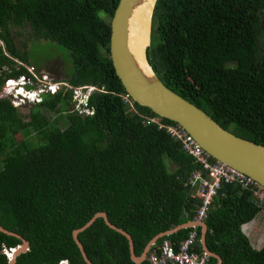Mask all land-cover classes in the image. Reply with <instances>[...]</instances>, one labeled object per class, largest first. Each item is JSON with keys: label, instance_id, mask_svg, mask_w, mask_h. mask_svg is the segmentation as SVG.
Wrapping results in <instances>:
<instances>
[{"label": "trees", "instance_id": "1", "mask_svg": "<svg viewBox=\"0 0 264 264\" xmlns=\"http://www.w3.org/2000/svg\"><path fill=\"white\" fill-rule=\"evenodd\" d=\"M118 1L0 0V93L7 79L31 77L30 38L69 52L72 71L55 82L94 86L91 114L73 109L72 89L64 85L28 103L26 116L0 96V224L30 245L15 264H88L72 232L97 212L131 235L136 255L157 233L195 217L199 199L189 177L202 167L169 133L178 124L122 99L127 93L109 52ZM145 57L168 88L264 145V0H157ZM259 210L237 184L219 189L204 221L206 245L222 264H264V246L253 248L241 230ZM194 229L202 253L199 226L160 237L149 253L164 239L177 247ZM78 239L93 264H148L131 259L126 236L102 217ZM20 243L0 231V264H8L2 249Z\"/></svg>", "mask_w": 264, "mask_h": 264}, {"label": "water", "instance_id": "2", "mask_svg": "<svg viewBox=\"0 0 264 264\" xmlns=\"http://www.w3.org/2000/svg\"><path fill=\"white\" fill-rule=\"evenodd\" d=\"M156 1L119 0L113 16L110 19V58L115 74L120 80L125 92L137 104L147 107L158 116L174 121L183 127L212 158L237 169L264 186V145L232 133L216 122L204 110L168 88L152 71L145 57V49L144 58L148 71L140 66L138 57L131 51L129 28L132 15L139 7L150 6V34L151 17ZM98 217H102L109 227L126 236L129 241L131 259L135 263H140L146 258L150 246L158 238L170 235L184 228L201 226V241L204 250L208 255L215 257L218 260V264H222L221 257L206 247L207 226L203 220L194 219L186 221L156 234L147 243L142 254L137 256L134 253L131 235L112 224L105 212L95 213L83 226L72 232L82 257L88 264H93V262L87 257L78 239V233L91 225ZM0 231L21 239L20 244L12 247L9 256L2 250L8 257V264H15L16 257L30 248L29 242L21 235L5 229L1 224ZM58 264H67V261L64 260Z\"/></svg>", "mask_w": 264, "mask_h": 264}, {"label": "built area", "instance_id": "3", "mask_svg": "<svg viewBox=\"0 0 264 264\" xmlns=\"http://www.w3.org/2000/svg\"><path fill=\"white\" fill-rule=\"evenodd\" d=\"M0 48L4 51L1 39ZM26 68L31 77L20 76L19 78L7 79L0 96L11 95L10 98L15 106H20L22 103H38L41 101L42 93L48 91L55 92L61 85H64L72 89L73 99L76 101L73 109L78 111V113L84 114H91L93 112L87 106L88 94L86 93H90L94 89V86L80 85L73 87L68 85V83L55 82L54 80H52L53 82H46L48 74L39 77L42 73H37L33 68ZM16 84L22 85V87H17V89L14 87L12 91L18 92V90H22L24 93H19L20 96H16V94H11L8 90H5V87L15 86ZM27 85H30L31 88L26 87ZM122 99L129 104L132 103V99L128 94L122 95ZM150 121L155 120L150 118ZM162 126L163 124H159V127ZM167 129L172 136L181 141L182 148L194 156L196 162L202 167V170L194 171L189 177V183L195 189V192L191 193V196L199 199L194 217L195 220H203L206 217L215 196L225 183L237 184L242 189L249 191L252 203L258 208L264 209V186L237 169L214 158L212 159L194 137L180 125L178 127L169 126ZM197 237L198 233L194 229L178 242L177 247L169 239H164L159 246V251H153L147 256L148 264H210L208 256L198 253L194 248ZM11 249L4 248L3 250L9 256Z\"/></svg>", "mask_w": 264, "mask_h": 264}, {"label": "rangeland", "instance_id": "4", "mask_svg": "<svg viewBox=\"0 0 264 264\" xmlns=\"http://www.w3.org/2000/svg\"><path fill=\"white\" fill-rule=\"evenodd\" d=\"M108 19V18H107ZM22 33L25 35L27 33L28 35L30 32L28 29H23ZM17 40H19V49L23 50L22 47V36H18ZM148 45V44H147ZM27 53L29 60L31 62V65H26V67L29 68H35L37 70H44L47 74L42 73L41 76L47 75L46 82H53L52 80H58L65 76L66 74H70L72 71V63H71V57L69 52L62 47L60 44L47 41V40H41V39H32L30 38V41H28L27 46ZM33 68V69H34ZM42 71V72H44ZM18 83V82H17ZM14 87L17 89V87H22V85L16 84L15 86L5 87V90H8L11 94H16V96H20L19 93H24L22 90H18V92H15ZM7 97H11V95H8ZM21 105H23L21 107ZM19 106V110L22 112L24 116L28 114V103H22ZM67 123V121L64 123ZM195 192V189L191 193Z\"/></svg>", "mask_w": 264, "mask_h": 264}, {"label": "bare ground", "instance_id": "5", "mask_svg": "<svg viewBox=\"0 0 264 264\" xmlns=\"http://www.w3.org/2000/svg\"><path fill=\"white\" fill-rule=\"evenodd\" d=\"M149 18L150 6L139 7L132 15L129 28L131 51L138 57L140 66L146 71H148V67L145 63L144 49L149 40ZM86 94L89 96L90 93Z\"/></svg>", "mask_w": 264, "mask_h": 264}, {"label": "crops", "instance_id": "6", "mask_svg": "<svg viewBox=\"0 0 264 264\" xmlns=\"http://www.w3.org/2000/svg\"><path fill=\"white\" fill-rule=\"evenodd\" d=\"M41 73H46V72H42V71H40ZM47 74V73H46ZM170 167L172 168V166L170 165ZM194 220V219H193ZM203 221H204V219H203ZM205 222V221H204ZM207 226V225H206ZM196 227V226H195ZM200 228H201V226H199ZM207 230H208V228H207ZM241 230H242V232L248 237V239H249V241H250V244L252 245V247L253 248H255V249H260V248H262L263 246H264V209H260L258 212H257V214L254 216V218L252 219V220H250L249 222H246V223H244V224H242L241 225ZM163 232V231H162ZM160 233V232H159ZM207 233V232H206ZM79 234V233H78ZM158 234V233H157ZM202 235V228H201V230H200V235H199V242H200V244H201V247H202V253H200V254H203V255H206V256H208V258L210 257V255H208L207 253H206V251L204 250V246H203V243H202V241H201V236ZM155 236V235H154ZM153 236V237H154ZM152 239V238H151ZM150 239V240H151ZM159 239V238H158ZM157 239V240H158ZM197 239H198V237H197ZM149 240V241H150ZM156 240V241H157ZM156 241H155V243H156ZM81 242V241H80ZM197 242V241H196ZM128 243H129V241H128ZM154 243V244H155ZM82 244V243H81ZM147 245V244H146ZM145 245V246H146ZM153 245V244H152ZM152 245L150 246V248H149V250H148V253H149V251H150V249H151V247H152ZM161 245V244H160ZM83 246V245H82ZM133 247H134V245H133ZM206 247H207V245H206ZM4 248H6V247H4ZM3 248V249H4ZM10 248H12V247H10ZM79 248V247H78ZM145 248V247H144ZM208 248V247H207ZM2 249V250H3ZM84 249V248H83ZM144 250V249H143ZM209 250V249H208ZM129 251H130V249H129ZM143 252V251H142ZM212 252V251H211ZM3 253V252H2ZM135 253V252H134ZM147 253V256L150 254H148ZM199 253V252H198ZM214 253V252H213ZM5 254V253H4ZM142 254V253H141ZM140 254V255H141ZM6 255V254H5ZM136 255V254H135ZM140 255H137V256H140ZM147 256H146V258L145 259H147ZM6 257H7V255H6ZM130 257H131V254H130ZM7 259H8V257H7ZM217 260V259H216ZM143 261V260H142ZM60 263H62V261L60 262ZM216 264H218V260H217V263Z\"/></svg>", "mask_w": 264, "mask_h": 264}, {"label": "clouds", "instance_id": "7", "mask_svg": "<svg viewBox=\"0 0 264 264\" xmlns=\"http://www.w3.org/2000/svg\"><path fill=\"white\" fill-rule=\"evenodd\" d=\"M91 93V92H90ZM87 99H88V97H87ZM87 106H88V104H87Z\"/></svg>", "mask_w": 264, "mask_h": 264}]
</instances>
